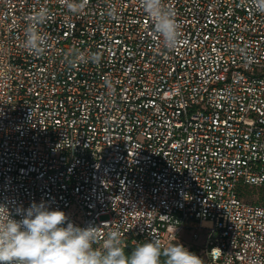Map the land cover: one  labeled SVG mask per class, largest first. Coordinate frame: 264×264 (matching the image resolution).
Masks as SVG:
<instances>
[{
	"label": "built area",
	"instance_id": "1",
	"mask_svg": "<svg viewBox=\"0 0 264 264\" xmlns=\"http://www.w3.org/2000/svg\"><path fill=\"white\" fill-rule=\"evenodd\" d=\"M164 46L139 0H0V204L43 202L124 246L183 233L202 264H264V14L249 0H165ZM49 16L39 55L28 18ZM114 10L115 14H112ZM66 226V225H65Z\"/></svg>",
	"mask_w": 264,
	"mask_h": 264
},
{
	"label": "clouds",
	"instance_id": "2",
	"mask_svg": "<svg viewBox=\"0 0 264 264\" xmlns=\"http://www.w3.org/2000/svg\"><path fill=\"white\" fill-rule=\"evenodd\" d=\"M69 12L78 14L88 0H60ZM264 14V0H249ZM156 34L168 49L180 44L179 24L165 0H139ZM112 14L114 10H111ZM41 8L28 18L23 47L35 55L44 52L49 37L40 30L48 19ZM16 215L0 204V264H202L200 256L181 243L162 247L158 239L137 244L130 255L119 231H110L100 239V228L74 225L62 210H50L43 202L18 208ZM66 225V226H65Z\"/></svg>",
	"mask_w": 264,
	"mask_h": 264
},
{
	"label": "rangeland",
	"instance_id": "3",
	"mask_svg": "<svg viewBox=\"0 0 264 264\" xmlns=\"http://www.w3.org/2000/svg\"><path fill=\"white\" fill-rule=\"evenodd\" d=\"M241 198L247 203L257 204L264 207V187L249 188L246 193L244 192V195ZM190 236L191 234L189 232H185L175 243L183 244L185 248L196 253L198 256H200L201 260H203L204 255L201 251L203 240L200 239L198 242H191Z\"/></svg>",
	"mask_w": 264,
	"mask_h": 264
},
{
	"label": "trees",
	"instance_id": "4",
	"mask_svg": "<svg viewBox=\"0 0 264 264\" xmlns=\"http://www.w3.org/2000/svg\"><path fill=\"white\" fill-rule=\"evenodd\" d=\"M248 190H249V187L246 186V185L243 186V187H241V188L239 189V196L243 197L244 192L246 193ZM145 242H149V241H147V240H141V241H140V243H145ZM140 243H139V244H140ZM134 248H135V246H132V245H130V244L126 245V246H125V252H126V254L130 255L131 252L134 250Z\"/></svg>",
	"mask_w": 264,
	"mask_h": 264
}]
</instances>
